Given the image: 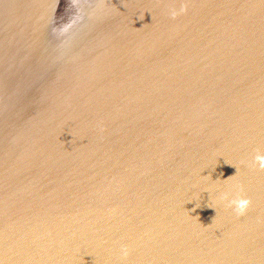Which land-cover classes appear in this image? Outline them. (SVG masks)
<instances>
[{"label": "water", "instance_id": "water-1", "mask_svg": "<svg viewBox=\"0 0 264 264\" xmlns=\"http://www.w3.org/2000/svg\"><path fill=\"white\" fill-rule=\"evenodd\" d=\"M257 155L264 0H0V264H264Z\"/></svg>", "mask_w": 264, "mask_h": 264}, {"label": "clouds", "instance_id": "clouds-1", "mask_svg": "<svg viewBox=\"0 0 264 264\" xmlns=\"http://www.w3.org/2000/svg\"><path fill=\"white\" fill-rule=\"evenodd\" d=\"M256 162L260 165L261 168H264V155H257L256 156ZM223 200H228L230 206H234L235 209L239 213H243V211L247 208L249 201L246 199H231L229 200V194L224 193L221 197ZM124 254L126 255V251H124Z\"/></svg>", "mask_w": 264, "mask_h": 264}]
</instances>
